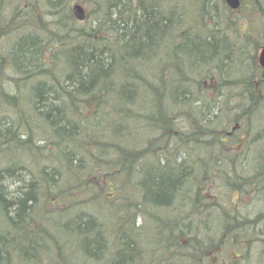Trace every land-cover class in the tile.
<instances>
[{
    "label": "rangeland",
    "instance_id": "374dc122",
    "mask_svg": "<svg viewBox=\"0 0 264 264\" xmlns=\"http://www.w3.org/2000/svg\"><path fill=\"white\" fill-rule=\"evenodd\" d=\"M141 1L149 9L166 12L170 8L164 0ZM201 1L177 0L174 4L179 15L176 30L181 37L176 48L187 74L195 70L188 30L199 15ZM216 4L222 13L228 11L235 17L232 23L236 29L230 39L236 42L239 50L237 69H241L247 81L263 88L264 73L258 64V55L264 47V0H242V6L235 13L230 12L231 8L223 5L221 0H216ZM112 7L116 14L124 15L121 34L122 45H126L131 25L130 16L124 14L128 1L118 0L117 4L107 6L108 10ZM205 9L199 20L208 18L209 21L213 12L210 0L205 2ZM15 22L18 25L13 28L14 33L0 28V61L3 62L0 63V169L8 173L5 182L0 179L5 186V192L0 195L1 211L14 209L10 203L12 192L28 193L26 197L35 221L59 237L62 244L65 241L64 250L74 264H183L172 258L179 244L189 250L199 246L213 248L208 250L209 253L213 250L210 253L212 264H254L263 258L264 99L260 102L257 120H244L239 125L235 134L239 145L220 149L211 141L208 144V139L204 143L188 141L181 145L182 137H162L149 128L146 132L152 135L144 141L145 146L141 145L145 149L144 155L129 162L121 150L108 145L110 139L121 142L123 147L129 145L133 133L126 122L111 127L106 109L90 108L83 99L72 100L70 105L60 95L59 87L46 76L23 79L21 74V80H16L10 69L16 65L19 50L12 42L15 41L17 47L28 44L33 51V44L37 46V55H27V70L24 68V71L30 73L28 70L40 57L42 32L35 26L38 20L31 8H25ZM172 25L170 20L169 28ZM81 50L82 44L67 45L60 56L66 61V83L72 89L78 87L73 84L78 74L75 56ZM105 77L109 78L106 74ZM119 86L124 97L134 103L133 84L127 80ZM177 89L189 93L184 86H177ZM168 90H175L174 85ZM45 92L54 102V115L60 116L62 126L43 109ZM196 94V112L200 119L210 121L213 105L202 81L196 87ZM167 108L164 104L163 110L167 111ZM139 115L151 125L160 121V117L152 112ZM161 123L169 125L168 120ZM62 127L67 129L62 130ZM173 127L174 122L170 129ZM28 128L35 133L30 140ZM52 142H61L62 150L53 149L55 154H51L48 148ZM80 147L87 148L96 157L98 170L121 173L134 201L147 206L161 223L153 217L134 213L131 206L121 214L126 220L130 218L128 224L118 233L113 232L110 215L108 217L114 206L110 199L96 198L93 192L83 191L68 180L66 170L78 165ZM43 149L45 154L40 155L38 151ZM190 157L206 163L210 179L204 198L198 202L188 200L192 188L187 182L186 166ZM168 177L175 184L167 188L165 197L151 195L150 192L158 189L156 182L165 184ZM1 211L0 219L6 218ZM3 241L13 242L8 237ZM215 244L219 247H214ZM9 250V245L0 242V262L3 264H19L18 259L22 257L34 260L27 264H40L31 253L19 255L17 250L9 255ZM240 257L243 260L237 263Z\"/></svg>",
    "mask_w": 264,
    "mask_h": 264
},
{
    "label": "trees",
    "instance_id": "16d2710c",
    "mask_svg": "<svg viewBox=\"0 0 264 264\" xmlns=\"http://www.w3.org/2000/svg\"><path fill=\"white\" fill-rule=\"evenodd\" d=\"M3 1L0 0L1 31H12L18 25L15 22L18 15L25 8H31L38 20L35 26L42 32L40 57L36 65L28 70L30 73L24 71L29 59L27 55H37V46L33 44L34 51L29 49L28 44L23 43L19 48L16 46L19 50L17 65H12L10 69L12 74L16 75V80H21V74L24 75L23 79L46 76L59 87L60 95L68 103L83 99L90 108L95 106L106 109L111 127L119 122H126L133 133V138L127 143L129 145L123 147L121 142L112 139L108 141V145L121 150L124 154L122 156L129 162L144 155L145 149L141 148V145L152 135L146 132L149 128L162 137H182L181 145L188 141L204 143L208 139V144L211 141L218 148L226 149L231 148L229 145H237L235 134L242 121L257 119L260 103L249 106L246 102L249 93L239 90L243 86L254 88L252 82L244 77L241 80L225 79L222 74L226 59L230 56L237 57L239 50L236 42L230 39L232 31L236 29L232 23L235 17L228 11L222 13L216 0H210L213 12L209 21L208 18L206 21L199 20L201 14L206 11L205 2L208 1L202 0L199 15L190 23L188 40L195 65L192 74L184 71L183 59L178 55L176 48L181 39L176 30L179 15L174 4L177 0H164L170 7L166 12L155 9L151 12L141 0H127L131 3L127 8L131 25L126 45H122L123 16L114 19L111 16L114 14L113 9L108 10L103 0H81L87 8V18L84 22H78L73 17L70 9L72 0H9L10 4L7 5H4ZM222 4L224 5L223 1ZM170 20L173 22L172 28H169ZM71 44L83 45V50L75 56L78 71L75 82L73 79V84L78 85L75 89L67 86L66 61L60 57L63 48ZM105 74L109 78L105 77ZM127 80L134 87V103L129 102L131 100H127L119 88V85ZM200 81L207 86V94L213 105L210 121L200 119L196 112V87ZM172 85L175 90L169 92L168 88ZM177 86L186 87L189 93L177 89ZM164 104L168 106L167 111L163 110ZM52 107L54 108V102L45 92L43 109L50 112L57 125L62 126L59 122L60 116L54 115L55 110ZM143 112L155 113L160 117V121L151 125V122L140 117L139 113ZM163 118L168 120V126L162 125L161 121H166ZM173 122L175 127L170 129ZM27 134L29 140L35 135L30 128L27 129ZM49 147L51 154H55V151H61L63 146L61 142H52ZM38 153L45 154V149L39 150ZM77 157L76 168L66 170L68 180L83 191L93 192L96 198L104 196L110 199L114 206L110 208L108 217L110 215L109 224H112L113 232L118 233L128 224L130 218L126 220L121 214L131 206L134 207V213L155 218V214L150 212L147 206L134 201L131 190L123 183V176L119 172L116 174L109 169L108 172L98 170V160L87 148L80 147ZM190 158L186 166L187 182L192 188L190 202H198L204 198V192L208 189L209 176L204 161ZM7 174L0 169V179L3 182ZM174 184L175 181L169 177L165 179V184L157 181L158 192L150 193L158 198L165 197L167 188H172ZM41 190L45 191V188L42 187ZM4 192L5 186L0 182V195ZM27 194L12 192L10 203L14 209L0 210L6 217L0 219V242L9 245L8 254L18 250L19 255H35L40 264H74L64 250L65 241L62 244L59 237L36 222ZM6 237L13 242L3 241ZM182 245L179 244V249L174 251L173 259L185 264H209V256L203 254L202 247L187 250L181 248ZM18 261L19 264H27L34 260L22 257ZM36 262L38 261L34 263Z\"/></svg>",
    "mask_w": 264,
    "mask_h": 264
},
{
    "label": "bare ground",
    "instance_id": "6f19581e",
    "mask_svg": "<svg viewBox=\"0 0 264 264\" xmlns=\"http://www.w3.org/2000/svg\"><path fill=\"white\" fill-rule=\"evenodd\" d=\"M104 1V4H106V6L110 7L111 4H117L118 3V0H103ZM4 5H7V4H10V1L9 0H4L3 1ZM131 3L128 2V5H130ZM115 8V7H114ZM113 9V7L111 8ZM151 12H153L152 10L154 9H150ZM10 12H12V10H9ZM114 14H112L111 16L116 19L118 18V16L122 17L124 16L123 14H116L114 12V10H112ZM129 9H126L124 11V14L127 13L129 14ZM20 16V15H18ZM1 28V26H0ZM17 50H15L16 52ZM239 64H240V56L237 55V57H234V56H230L226 59L225 63H224V67H223V76L225 79H233V80H241L243 76V72L241 71V69H237V67L239 68ZM228 67H232V69H228ZM235 68V69H233ZM238 83L240 81H237ZM253 87H248V86H243V88H240L239 90L241 91H247L249 93V95L247 96L246 98V102L249 104V106H255L257 105L258 103L261 102L262 99H264V90L263 88L261 89H256L255 88V85L253 84ZM259 88V87H258ZM188 93V92H187ZM258 95V96H257ZM45 99V98H44ZM264 161V160H263ZM116 174H118V172H116Z\"/></svg>",
    "mask_w": 264,
    "mask_h": 264
},
{
    "label": "water",
    "instance_id": "95a60500",
    "mask_svg": "<svg viewBox=\"0 0 264 264\" xmlns=\"http://www.w3.org/2000/svg\"><path fill=\"white\" fill-rule=\"evenodd\" d=\"M225 1L233 9L237 8L240 4L239 0H225ZM73 14L78 20H84L86 17L84 8L79 4L73 7ZM259 63L264 68V48L260 52Z\"/></svg>",
    "mask_w": 264,
    "mask_h": 264
},
{
    "label": "flooded vegetation",
    "instance_id": "af4514ba",
    "mask_svg": "<svg viewBox=\"0 0 264 264\" xmlns=\"http://www.w3.org/2000/svg\"><path fill=\"white\" fill-rule=\"evenodd\" d=\"M72 1H76V0H72ZM11 32L14 33L15 30H12ZM12 43H14V48L16 49V46H17L16 42L13 41ZM18 53H19V51H18ZM0 58H1V57H0ZM16 65H17V62H16ZM16 65H15V66H16ZM261 69H262V73H264V69H263V68H261ZM252 83L255 85V88H256V89H259V88H260V87L258 88V87L256 86V85H257L256 83H254V82H252ZM260 89H261V88H260ZM239 144H240V143H237V145H239ZM241 260H243V257H241V259H238V260H237V263L240 262ZM235 262H236V261H235Z\"/></svg>",
    "mask_w": 264,
    "mask_h": 264
}]
</instances>
